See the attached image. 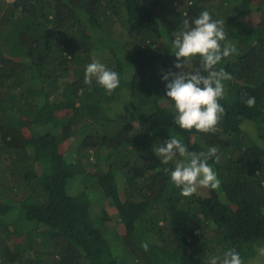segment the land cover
<instances>
[{
	"label": "trees",
	"instance_id": "trees-1",
	"mask_svg": "<svg viewBox=\"0 0 264 264\" xmlns=\"http://www.w3.org/2000/svg\"><path fill=\"white\" fill-rule=\"evenodd\" d=\"M175 1L0 0V264H208L228 248L264 264V0ZM205 10L236 49L216 66L233 80L214 133L174 124L162 79L180 71V17ZM94 54L120 75L111 95L84 84ZM171 135L218 149L216 193L173 185L152 151Z\"/></svg>",
	"mask_w": 264,
	"mask_h": 264
},
{
	"label": "clouds",
	"instance_id": "clouds-1",
	"mask_svg": "<svg viewBox=\"0 0 264 264\" xmlns=\"http://www.w3.org/2000/svg\"><path fill=\"white\" fill-rule=\"evenodd\" d=\"M184 17L180 31L173 33L174 39L170 43L176 58L174 66L180 71L162 72V79L167 81L166 97L174 102L175 125L186 131L195 129L197 132L214 133L225 114V108L220 103L226 97L225 81L233 80L223 67L216 66L234 54L236 49L225 42L224 20H214L207 10L195 19ZM197 57L200 67L195 71H183ZM93 79L109 95L121 83L119 73L107 68L95 57L85 68L84 84L91 85ZM83 92L84 89H80V94ZM241 98L247 107L255 106L254 96L244 98L242 93ZM152 151L164 164L174 163V169L164 171L170 174L171 182L180 189L181 195L190 197L199 189L216 190L220 187L221 180L209 163L220 162L215 146L207 151L190 152L180 139L171 135L168 140L155 144ZM178 156L180 159H177ZM141 246L145 251L149 250L147 242ZM256 251L258 256L264 257V246ZM208 264H244V261L235 248H228L222 255L210 257Z\"/></svg>",
	"mask_w": 264,
	"mask_h": 264
},
{
	"label": "rangeland",
	"instance_id": "rangeland-1",
	"mask_svg": "<svg viewBox=\"0 0 264 264\" xmlns=\"http://www.w3.org/2000/svg\"><path fill=\"white\" fill-rule=\"evenodd\" d=\"M190 0H177V1H175L174 3H173V5L174 4H177L178 5V7H177V9H183L184 7H186L188 4H190ZM182 20L184 19L183 18V15L180 17ZM258 19H259V13H257L254 17H253V20L256 22V21H258ZM176 30H178V29H176ZM179 31V30H178ZM119 32H120V30H119ZM176 32V31H175ZM170 50H171V48H170V44H169V47H168ZM97 54H94L93 55V57H91L90 58V62H92V60H93V58L96 56ZM100 62H102L103 64H105V65H107L108 63L107 62H104L103 60H101V59H99V58H97ZM89 62V63H90ZM113 67H114V64H113ZM118 111L119 112V106H114L113 107V113L115 112V111ZM120 112H122V113H124V111H120ZM246 124H247V127L253 132V133H257V131H259V129L260 128H258V126L256 125V123H253L252 121H246ZM27 131H29L28 129V127H26L25 128ZM217 192V189L216 190H212V189H199L198 190V193L199 194H204V196H207L208 194H213V193H216Z\"/></svg>",
	"mask_w": 264,
	"mask_h": 264
}]
</instances>
